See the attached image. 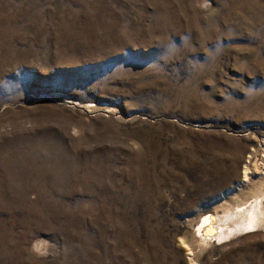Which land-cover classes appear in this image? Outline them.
I'll return each instance as SVG.
<instances>
[{
	"label": "rangeland",
	"instance_id": "374dc122",
	"mask_svg": "<svg viewBox=\"0 0 264 264\" xmlns=\"http://www.w3.org/2000/svg\"><path fill=\"white\" fill-rule=\"evenodd\" d=\"M255 191L264 0H0V264H264Z\"/></svg>",
	"mask_w": 264,
	"mask_h": 264
},
{
	"label": "bare ground",
	"instance_id": "6f19581e",
	"mask_svg": "<svg viewBox=\"0 0 264 264\" xmlns=\"http://www.w3.org/2000/svg\"><path fill=\"white\" fill-rule=\"evenodd\" d=\"M245 177L247 175L245 174ZM226 196L220 201H225ZM264 193L255 191L251 199L233 208L226 207L222 217L208 215L202 221L199 219L195 230L196 237L205 243H226L232 236L251 234L264 227ZM230 222V224H229Z\"/></svg>",
	"mask_w": 264,
	"mask_h": 264
}]
</instances>
